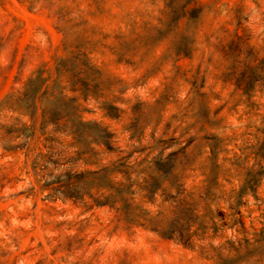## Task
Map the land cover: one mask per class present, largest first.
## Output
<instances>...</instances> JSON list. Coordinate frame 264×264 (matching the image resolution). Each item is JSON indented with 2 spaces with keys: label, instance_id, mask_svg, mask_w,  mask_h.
Listing matches in <instances>:
<instances>
[{
  "label": "rangeland",
  "instance_id": "obj_1",
  "mask_svg": "<svg viewBox=\"0 0 264 264\" xmlns=\"http://www.w3.org/2000/svg\"><path fill=\"white\" fill-rule=\"evenodd\" d=\"M0 264H264V0H0Z\"/></svg>",
  "mask_w": 264,
  "mask_h": 264
},
{
  "label": "trees",
  "instance_id": "obj_2",
  "mask_svg": "<svg viewBox=\"0 0 264 264\" xmlns=\"http://www.w3.org/2000/svg\"><path fill=\"white\" fill-rule=\"evenodd\" d=\"M43 71L38 70V74L34 79H31L28 85H34L35 82L38 83L39 87L33 88L31 90H28V93L31 91L33 94L34 93H39V91L42 90L44 84H46L47 79L42 77ZM36 94V95H37ZM35 96V95H34ZM45 112V111H44ZM61 112H68L66 110H62ZM69 114V113H66ZM84 125H88L87 122H84L82 120H78L73 127V132L74 133H80L81 132V127ZM99 140H105L108 141L111 134L106 132V129H102L99 127ZM121 167H129L126 163H121L118 167H114L112 169H105L101 175H98L96 177V182L99 188H108L111 190V194H109L104 201H97L99 204H118L121 203V209L124 211V213L127 215V219L131 223H137L140 222L139 219L131 217L130 213V207H131V202L129 201V185L122 184V185H116L113 183V181L109 178L105 183L102 181L103 176H107L108 173H113L116 171H121ZM108 177V176H107ZM95 180V179H94ZM141 224H147L149 227H151L153 230L157 231L163 236H170L173 235L174 233H171L170 227H166L165 223H163L161 220H156V218H145L144 223ZM183 236V235H182ZM183 238V237H182ZM188 241L191 239V234H188V237L186 238ZM187 242V241H186Z\"/></svg>",
  "mask_w": 264,
  "mask_h": 264
}]
</instances>
